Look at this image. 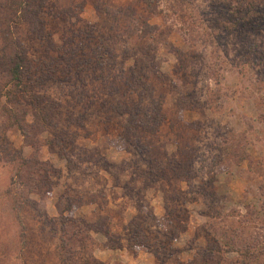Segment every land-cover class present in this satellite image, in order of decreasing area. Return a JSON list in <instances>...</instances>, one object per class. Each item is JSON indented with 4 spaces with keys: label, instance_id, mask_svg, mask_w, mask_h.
Returning <instances> with one entry per match:
<instances>
[{
    "label": "rangeland",
    "instance_id": "374dc122",
    "mask_svg": "<svg viewBox=\"0 0 264 264\" xmlns=\"http://www.w3.org/2000/svg\"><path fill=\"white\" fill-rule=\"evenodd\" d=\"M16 1L0 25L29 68L0 72V264H62V215L104 264H264V0H30L22 24ZM21 149L50 163L48 194Z\"/></svg>",
    "mask_w": 264,
    "mask_h": 264
},
{
    "label": "trees",
    "instance_id": "16d2710c",
    "mask_svg": "<svg viewBox=\"0 0 264 264\" xmlns=\"http://www.w3.org/2000/svg\"><path fill=\"white\" fill-rule=\"evenodd\" d=\"M30 0H17L15 7L13 5L8 6L7 11L11 12L13 17V22L29 23V13L31 12V7L29 5ZM4 26V27H3ZM2 30V35H4L2 42L3 47L0 49V72H2L6 77V81L4 86H21L24 83V76H26V72L29 68V59L27 54L23 48V46L19 43L18 39L13 35L12 25L1 23L0 25ZM6 35V36H5ZM4 88V87H3ZM2 94H5L3 90H1ZM43 106V104H41ZM39 106V105H38ZM41 107H36L35 115L38 120L40 119L42 122L45 121L44 116L40 115L39 110ZM41 112H45V109H41ZM16 120L19 122V119L16 117ZM21 126L20 123H18ZM24 130V127H22ZM21 128V129H22ZM9 161L17 164L18 169L29 168L32 167L35 163L39 166V170L37 167L34 176H38L39 178H34L33 176L30 178V186H32V190H35L38 193L48 194L49 186L47 185V176L48 172H50L51 165L49 162L41 161L39 158L33 159L30 161L23 155V150H16L11 153L8 158ZM19 172V171H18ZM45 174V176H43ZM17 180L13 179V183H16ZM12 192V190H10ZM27 202H32V200L27 199ZM62 229H63V237H62V245L60 252V259L62 264H104L102 261L94 258L92 255L89 256L87 254V243L86 240L89 236L90 226L84 220H76L74 218L68 219L66 216L62 215L61 218ZM168 225V223H167ZM166 226V225H165ZM174 232V236H178L180 230ZM140 234V233H139ZM141 241L145 246H148V242L146 241L145 235L141 234ZM76 240L79 243V249L73 250L68 241ZM164 247L165 244H163Z\"/></svg>",
    "mask_w": 264,
    "mask_h": 264
}]
</instances>
